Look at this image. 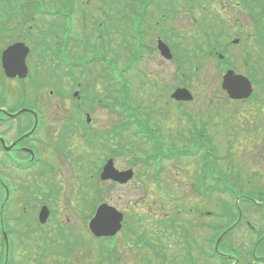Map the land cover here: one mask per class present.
Instances as JSON below:
<instances>
[{
	"label": "rangeland",
	"instance_id": "374dc122",
	"mask_svg": "<svg viewBox=\"0 0 264 264\" xmlns=\"http://www.w3.org/2000/svg\"><path fill=\"white\" fill-rule=\"evenodd\" d=\"M106 1L109 2V0ZM175 2L187 6L193 3L195 10L182 12L171 0V4L168 3L165 7L171 14L170 24L176 29L159 27L157 30L144 34L154 47L157 37H166L173 47L176 43L177 48L176 50L173 48L172 59L168 61L162 59L157 53H153L141 58L135 67L129 66L131 62H134L130 52L133 50L132 44L135 45V43L128 33L117 31L118 25L126 26L112 10L109 11V20L106 22L109 33L105 35V41L102 43L100 40V44L97 45L98 41L94 33L98 28L95 22L99 20L92 16L99 17V10L93 5L84 9V12L90 15L84 21L85 32L77 30V26L81 24L77 19L75 20L74 35L68 47L70 50L68 54L75 62H78L98 55V48L110 57L102 60V67L107 70H111V66L115 68L111 58L115 59L120 67L124 69L128 67L125 69V78L129 82L127 85L130 90L133 89L129 99L138 106V113L142 116V120H145L146 116H151L148 125L152 126L156 132H160L162 139L168 145L180 142L176 140L175 135H182L183 142L190 144L188 119L180 110L197 116L195 129L201 130L198 144L199 146L201 143L205 144L215 156L213 162L215 173L225 178L227 183L233 184L237 193L247 192L248 194L244 196L250 197L249 199L254 202H252L254 205L245 201H240L238 204L246 218L250 220L251 230L248 231L243 224H240L225 236L227 241L229 239L232 241L241 260L245 261L244 264H256L248 251L253 248L258 238L257 233L259 231L264 233V209L259 207L260 202L264 200V43L260 42L258 37L260 27L255 14L264 12V0H175ZM103 5L104 3L102 7ZM116 5L126 11L132 4L122 6L118 2ZM21 15L20 9L14 8L10 12L5 24V39L8 36L11 39H17L14 36L22 33L19 32L20 22L16 21V18L20 21ZM55 21L49 18L46 22ZM183 22H186V26ZM14 23L18 28L13 27ZM58 23L61 21L58 20ZM23 25L29 30L27 24ZM239 27L242 30L237 32ZM242 31L249 32L250 35L245 36ZM216 32L221 34L217 35L219 41L215 44L219 50L222 51L224 47L229 48L226 52L223 50V53L225 62L230 66H225L223 71L217 70L219 63L216 58L198 54L196 58L191 57V54L195 55L196 49L191 45L185 49L182 45L185 33L192 35V38L199 36L198 40L201 42L202 38L211 37ZM233 38L239 39L234 45L231 42ZM87 40L91 42L85 44ZM210 40L211 45L214 41L212 38ZM0 43L5 45L3 39ZM225 43L226 45H223ZM204 46L203 44L202 47ZM185 55H188V58L184 60ZM59 66L61 71L57 69L53 75L45 59L39 60L34 57L31 59L35 78L42 89V92L37 94V101L45 123L39 131L38 129L35 131L33 136L38 134L52 139L54 134L61 133L62 142L68 149L79 152L73 153L78 157L76 161L70 162L74 165L73 167L68 168L62 165V161L66 163L67 158L62 154L57 155L61 142L58 137L55 147L48 154L51 158L57 157L51 163L52 167L58 170L55 174L47 173L40 178V173H37V169L41 168L39 165L22 172L7 167L6 163L2 166L6 170L0 168L3 171L0 172V178H5L8 185L12 184L17 190L23 188L21 199L16 201V198L4 200V189L0 187V206L2 205L6 235L11 242L10 255L6 264H102L98 263L100 259L113 258L116 253L120 256V259L116 257L119 264H149L151 262L148 259L152 258V252L148 253L147 250L150 251L153 243L169 242L171 231L169 228H174L173 231L176 232L171 235V243L180 245L178 240H180V234L185 233L183 228L190 234L199 232L190 237V240H194L193 237L198 240L206 238L211 232L205 222L227 225L231 219L230 215L237 213L236 200L229 199L222 188L213 189V192L208 191L201 195L198 193L195 188V176L201 165L199 156L165 162L160 179L153 182L146 171L153 170V163H130L135 156L140 155L138 149H149L148 142L135 136L132 128L116 134L104 133V128L114 125L118 127L121 120L128 119L126 114L119 111L121 107L115 102L117 85L112 83L114 82L112 78H109L106 72H102L98 64H90L86 67L88 71L81 72L80 69L75 71V79L80 84L72 88V82L63 75L65 68L63 65ZM232 67L254 76L251 79L252 94L244 101L229 100L221 88L223 72ZM246 77L248 78L247 75ZM120 79L117 78V80ZM176 87L187 88L192 92L193 100L184 103L182 107H176L170 98V94ZM32 88L30 85L26 87V99H32L33 94L35 95L36 91ZM1 90H5V103H8L3 107H12L18 102L16 99L20 95L21 88L16 85L15 80L7 81L4 87L0 86ZM73 90H78L79 94H83L86 98L82 100L72 98L70 93ZM49 91L52 93L49 94ZM97 98L104 100L106 106H99L96 103ZM85 113L90 114L92 118L90 123L84 122ZM72 117L79 118L78 126L75 122L69 121ZM5 128L3 124H0V137H4L8 144L14 140L15 130L12 126L6 132ZM169 132H172V135ZM192 132L193 129L190 130V133ZM31 138L33 137L26 141L29 142ZM22 144L19 143V146ZM31 145L34 146L36 143L32 142ZM81 145L83 148L80 147ZM111 149H114V165L117 168L122 170L131 165L135 171L134 178L128 184L113 187L109 183L98 184L97 177L93 176V170L89 171L92 163L95 161L99 165L101 158L110 154ZM186 149L188 148L184 150ZM87 152H90L88 153L90 158L94 153H98L100 158L90 163L89 159L84 158ZM2 155L3 153L0 154ZM21 156L22 159L28 158L26 155ZM209 157L211 156L208 155ZM50 178L55 182L52 184L53 193L49 198H44L42 195L46 194L47 185L43 183ZM27 180L37 182V186L23 187ZM25 188H28L31 194L29 201H33L30 209L34 206L36 196L38 198L33 216L28 214L29 211H24L27 208L26 205L23 206L24 209L22 208ZM104 202L124 213L123 227L115 237L95 238L86 229L85 219L92 208ZM246 202L249 201L246 200ZM41 205H46L49 210H52L51 220L66 229V232L62 231L63 233L74 236L71 238L76 237L72 246L57 249L63 246V241L58 242L54 237L55 234H60V229L57 226L51 229V226L47 225L50 220H47L41 235L35 231L30 232L31 227L37 226L35 215ZM208 210L210 213L207 215ZM198 212H204V215L200 219V224L195 226L193 223L199 219ZM226 212H228V219L224 220ZM199 226L202 228L198 229ZM166 228L169 231H166ZM148 229L153 230H150L151 234ZM6 240L8 241V237ZM204 241L201 243L204 244ZM127 243L131 246L130 248L127 247ZM178 249H180L179 246ZM256 250L258 254H264V241L257 244ZM158 253L161 255L155 257V264L186 263L183 251L171 254L170 247H166ZM5 259L4 254L2 261L4 262ZM203 260L201 257V264L206 263ZM258 264H264V260Z\"/></svg>",
	"mask_w": 264,
	"mask_h": 264
},
{
	"label": "flooded vegetation",
	"instance_id": "af4514ba",
	"mask_svg": "<svg viewBox=\"0 0 264 264\" xmlns=\"http://www.w3.org/2000/svg\"><path fill=\"white\" fill-rule=\"evenodd\" d=\"M13 1H17V0H13ZM19 1V5H24L26 6L27 3H30V5L37 7L38 4L35 2H32V0H18ZM132 1V0H131ZM130 0H109V2H107L106 0H43L40 2L41 6H47V8L49 9L50 12L54 13V14H49L50 18H53L55 20H62L61 16L57 13L59 10H66V9H74V8H79V7H83L86 8L88 5H93L96 6L97 9L99 10V17L96 16H92V18H97L99 20L98 22V28L96 29L99 32V36H104L106 34H108V30L106 27V22L109 20V11L112 10L114 12V15L118 18L119 20L126 26V27H121L120 25H118V32H126L129 34L130 37H132V40L134 41L135 45L132 44V48L133 50L130 52L132 57H144L153 53H157L161 58V53L158 47V40L163 41L170 49V51L173 54V48L176 50L177 45L176 43H174V47L172 45L169 44L168 39L166 37H162V38H158L156 39V46L154 47L152 44L149 43L148 38L144 35L146 32L149 33V31L152 30H157L159 27H162L163 29H170V30H174L176 28H174L173 25L170 24L169 21V17L171 16V14L169 13V11H167V8L165 7L168 3L171 4V0H133V2H131ZM118 2L121 3L122 6H124L125 4L130 5V8L126 11H123V9H120L121 7L116 5ZM102 3H104L103 7H102ZM173 4L174 5H178L180 10H182V12L185 10L192 12L193 10H195V7L193 6V3H191L190 5H185L182 3H176L175 0H173ZM120 7V8H119ZM23 14V15H21ZM1 13H0V17H1ZM21 15V20H20V31L22 32L21 34L17 35V39H5L4 34L0 35L3 39L4 42H14V41H18V40H25V39H30L31 42H37L39 40H41V38H47L46 40H48V37H52V40H57L59 35L61 36L63 33H67V40L70 42L73 38L74 35V28H73V24L68 28H62V26L55 32V34L53 35H43V27H47L48 25L44 22V20L42 18L37 19L35 24H37L38 29H35L34 31H32V26H29V30L27 31L26 26L23 24H26V11L25 9H22L20 12ZM84 14L81 13L80 15V20L82 22H84L88 16L90 15H86V18L83 17L81 19V17ZM164 18H163V17ZM103 17V18H102ZM157 18V20H156ZM103 19V21L101 20ZM261 21L264 24V12L262 13L261 17H260ZM168 20V21H167ZM185 21V19H184ZM23 23V24H22ZM104 24V26L101 28V26ZM183 25L186 26V22H183ZM181 27V26H180ZM26 30V31H25ZM77 30L80 32H85L86 28L83 25L77 26ZM240 30H242L241 27L238 28L237 32H240ZM1 32V31H0ZM46 33H48V31H45ZM232 32V31H231ZM235 32V31H234ZM29 33V34H27ZM33 33V34H31ZM53 33V32H52ZM243 35H250L249 32H245L242 31ZM220 33H215L213 34L211 37H205L202 38L203 40H198L199 36H193L190 35L189 33H185L183 35V39L182 40V45L185 49H187L188 46H192L194 49H196L195 51V55L191 54V57H195L196 55H202L208 58H220L223 59V50H228L229 48L224 47L222 48L223 50H219L218 46H216V42H218V38L217 35ZM221 35V34H220ZM210 38H212L214 41L211 45H210ZM239 38L241 39L240 35ZM232 44L234 45L235 43L234 40L236 41V43L239 41L238 38H233L231 39ZM241 41V40H240ZM244 41V39H243ZM183 42L185 44H183ZM205 45L204 47H202V45ZM223 45H226L223 44ZM210 46V47H209ZM156 50V51H154ZM143 51V53H142ZM221 52V53H219ZM180 53H184V52H180ZM173 56V55H172ZM183 57H188V55H185ZM235 70L237 72H240L238 69L232 67L231 70ZM242 72V71H241ZM178 103V104H177ZM176 104H174L176 107H182V105L184 103H188V102H177ZM186 118L188 119V124H189V137L190 138V144L191 145H198V142L201 138V133L199 129H195L196 128V122L198 121V118L196 115L190 114L188 117L186 116ZM153 128V127H152ZM193 129V132L190 133V130ZM151 133H155L157 135L161 134L160 132H155V131H151ZM170 135H172V132H169ZM176 138H183L182 135H175ZM194 140V142L192 141ZM21 141V140H20ZM16 143L14 146H12L10 148L11 149H20L21 147H19V143ZM12 143V142H11ZM10 143V144H11ZM186 144V143H185ZM198 146H194V148H197ZM46 146L43 147H38V149H36L37 153L39 155L42 156L43 159H45L46 161L52 160V158L50 156H45L43 155V153H41L42 150H45ZM9 150V151H10ZM213 166V164H212ZM42 170L39 171L40 172V178L45 176L47 173L45 172V175H42ZM38 173V172H37ZM213 176V175H212ZM201 213V212H199ZM195 226L200 224V217L199 219H197L194 223ZM153 231L152 229H148V231L151 234V231ZM169 230H171L169 232V242L164 241V242H156L153 243L150 247V251L152 252V258H149L148 261L151 262L149 264H155V257H159L161 254L158 253V251H162L164 248L166 247H170V253L171 254H175V253H179L180 251L184 252V257L186 258V263L184 262L183 264H201V257L203 258V254H202V246L203 244L201 242H203V240L205 238H199L198 240L196 238L193 237L194 240H190V237H192V235L194 234H198L199 232H195V233H189V231H185V233H181L180 234V240H178V244L176 243H171V235L176 233L174 230V228H169ZM166 228V231H169ZM171 233V234H170ZM153 235V234H152ZM171 245L173 247H171ZM159 246V247H157ZM178 246L180 247V249H178ZM199 247V249H198ZM152 250V251H151ZM195 251V253H194ZM163 258H165V255L163 254ZM244 264L245 261L243 262V259H237L235 261H232L233 264ZM168 264V263H166ZM205 264H218L217 261H210V262H206Z\"/></svg>",
	"mask_w": 264,
	"mask_h": 264
},
{
	"label": "water",
	"instance_id": "95a60500",
	"mask_svg": "<svg viewBox=\"0 0 264 264\" xmlns=\"http://www.w3.org/2000/svg\"><path fill=\"white\" fill-rule=\"evenodd\" d=\"M21 46L16 45L4 51L2 56V64L6 74L14 76L20 74L23 76L24 62L22 59L17 58ZM222 88L226 91L231 99L247 98L251 93L250 82L241 75H235L232 72H227L222 80ZM177 99H189L191 96L185 89H177L173 95ZM105 171L102 174L103 178L111 177L120 182L126 181L131 177V170L126 172H116L112 169L111 164L104 167ZM45 210L43 209L39 215L42 222L45 219ZM122 213L118 212L111 206L102 204L98 207L94 218L90 221L89 226L91 231L96 235H113L121 227Z\"/></svg>",
	"mask_w": 264,
	"mask_h": 264
}]
</instances>
